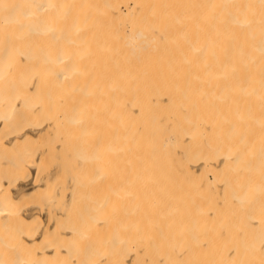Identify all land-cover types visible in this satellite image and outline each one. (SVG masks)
<instances>
[{
    "label": "bare ground",
    "instance_id": "obj_1",
    "mask_svg": "<svg viewBox=\"0 0 264 264\" xmlns=\"http://www.w3.org/2000/svg\"><path fill=\"white\" fill-rule=\"evenodd\" d=\"M0 264H264V0H0Z\"/></svg>",
    "mask_w": 264,
    "mask_h": 264
}]
</instances>
